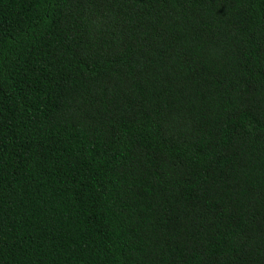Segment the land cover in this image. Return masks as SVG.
Returning <instances> with one entry per match:
<instances>
[{
  "label": "trees",
  "instance_id": "16d2710c",
  "mask_svg": "<svg viewBox=\"0 0 264 264\" xmlns=\"http://www.w3.org/2000/svg\"><path fill=\"white\" fill-rule=\"evenodd\" d=\"M0 264H264V0H0Z\"/></svg>",
  "mask_w": 264,
  "mask_h": 264
}]
</instances>
